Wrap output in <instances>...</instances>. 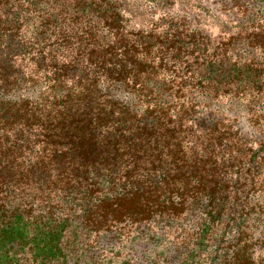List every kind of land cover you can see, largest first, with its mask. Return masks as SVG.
I'll return each mask as SVG.
<instances>
[{"label": "trees", "instance_id": "16d2710c", "mask_svg": "<svg viewBox=\"0 0 264 264\" xmlns=\"http://www.w3.org/2000/svg\"><path fill=\"white\" fill-rule=\"evenodd\" d=\"M237 5L216 35L0 0V264H264V0Z\"/></svg>", "mask_w": 264, "mask_h": 264}, {"label": "rangeland", "instance_id": "374dc122", "mask_svg": "<svg viewBox=\"0 0 264 264\" xmlns=\"http://www.w3.org/2000/svg\"><path fill=\"white\" fill-rule=\"evenodd\" d=\"M124 11L133 21L146 25L147 21H155L165 15H178L189 18L204 31L219 34L221 31L233 32L239 29L240 25L246 23L241 19V13L237 3L239 0H122ZM244 1V0H241ZM251 4V3H249ZM249 10L252 6L245 3ZM257 7L254 8V11ZM148 27V26H147ZM234 107V106H232ZM239 107V106H238ZM233 110L238 113L239 125L243 129L248 126L242 114L241 108L236 106Z\"/></svg>", "mask_w": 264, "mask_h": 264}]
</instances>
